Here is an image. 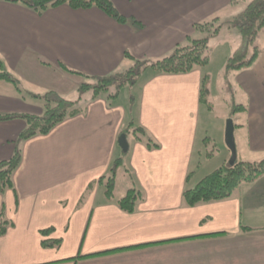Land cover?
<instances>
[{
	"label": "crops",
	"instance_id": "obj_1",
	"mask_svg": "<svg viewBox=\"0 0 264 264\" xmlns=\"http://www.w3.org/2000/svg\"><path fill=\"white\" fill-rule=\"evenodd\" d=\"M110 1L127 24L96 8L65 5L38 15L0 1V59L23 92L55 91L64 98L83 78L60 64L105 77L131 67L126 52L136 60H161L188 39L201 40L196 24L227 22L231 13L223 17V12L237 5V0ZM260 43L261 57L235 76L248 97L241 131L250 153H264V33ZM204 68L184 75L149 74L132 112L101 95L90 97L83 113L23 143L14 188L0 194V220L9 224L0 235V264H241L240 246L249 249L252 237L264 241V176L225 201L193 208L182 202L185 189L201 178L196 179V168ZM42 112L40 103L23 99L15 85L0 81V114ZM130 117L158 148L130 136L129 152L123 153L118 139ZM25 129L19 119L0 123V162L14 155ZM120 158L142 195L133 214L117 206L128 181L110 203L99 184ZM120 175L126 179L119 172L116 188ZM48 240H62V245L43 248ZM248 258L264 264V253L252 250L243 262Z\"/></svg>",
	"mask_w": 264,
	"mask_h": 264
},
{
	"label": "trees",
	"instance_id": "obj_2",
	"mask_svg": "<svg viewBox=\"0 0 264 264\" xmlns=\"http://www.w3.org/2000/svg\"><path fill=\"white\" fill-rule=\"evenodd\" d=\"M7 3L21 5L38 15H43L51 9L61 6H68L74 10H89L96 8L120 24H127L128 20L122 16L110 0H0ZM135 24L140 25L137 22ZM229 23L239 29L241 45L234 52L228 61L227 70L229 72H239L251 68L263 54L260 39L264 33V0H252L244 9L241 15L234 18ZM219 24V25H217ZM217 25V27H216ZM141 26V25H140ZM219 19L211 22L195 25L196 31L208 33V36H215L221 29ZM208 39L190 40L185 46H178L173 53L156 62L149 60H136L130 53H125V58L134 62L128 70L118 72L105 77H89L81 73L68 69L63 64L60 67L71 74L82 77L83 83L79 86V93L93 91L94 99L108 92L112 87L116 89V95L120 94L122 88L135 85L139 78L146 71H152L158 75H184L196 69L206 67L209 63ZM250 50L252 51L249 56ZM0 81L15 85L20 94H24L20 89L19 80L7 71L4 62L0 59ZM210 77L205 75L202 79L200 102L201 105L211 109L209 96ZM29 94L25 93L22 98L27 99ZM30 96V95H29ZM116 96V97H117ZM43 100V112L41 115L32 114H0V123L13 120H23L26 129L19 135L16 142L14 155L7 161L0 162V194L14 188V175L22 162L23 143L40 136H46L57 126L67 119L73 118L84 112V108H75L77 102L64 99L59 93L49 91L43 96H30ZM81 97V96H80ZM110 97H114L110 96ZM81 98H79V101ZM246 108L235 105L233 114L243 113ZM132 112V111H131ZM236 127V126H235ZM127 138L134 137L136 141H143L149 149L159 147L141 127H136L130 117V123L122 130ZM19 143V144H18ZM18 144V145H17ZM18 147V148H17ZM119 172H123L129 183L126 194L117 202V206L125 213L133 214L136 211L139 201L142 200L140 191L136 188L135 178L132 172L124 166L123 159L113 162L107 176L101 178L99 184L105 188V198L108 203L115 201L117 178ZM264 176V160L254 163L239 162L233 165H223L210 174L206 175L196 185L185 189L182 202L183 206L193 208L198 205L220 202L230 199L235 191L243 184L253 183ZM188 176L187 182L190 181ZM92 186L89 187V190ZM4 210L1 212V217ZM7 222L0 220V235H5ZM53 230L42 232L46 236ZM62 245V240L42 241L43 248L57 249Z\"/></svg>",
	"mask_w": 264,
	"mask_h": 264
},
{
	"label": "rangeland",
	"instance_id": "obj_3",
	"mask_svg": "<svg viewBox=\"0 0 264 264\" xmlns=\"http://www.w3.org/2000/svg\"><path fill=\"white\" fill-rule=\"evenodd\" d=\"M250 1L251 0H237V5L232 7L229 11H224L223 17L224 14L231 13L229 21H233L235 17L242 13V11L245 9L248 3H250ZM211 21L212 20L208 22ZM219 21L220 24H222V27L215 36L209 37L208 33L202 31H198V35L196 36L201 39H208V55L210 63L203 70L205 74L210 77L209 100L212 104L211 109H209L208 106L204 105L203 110L201 111L199 140L197 142L199 150L198 155L200 156L197 160V165H199V167L196 168V179H199L201 177L200 180L209 173L213 172L215 169H218L219 167L225 165L226 163L230 164V158L227 157L230 156L229 153L231 154V151L228 148L225 139L226 126L230 119H232L234 124L236 125V129L234 132L236 163H239L242 160L243 162L247 163H254L264 160V153H250L247 151V148L245 146V138H242L241 131L242 125L245 124V121L247 120V118L243 116L244 112L235 115L232 113L235 105H241L244 107L248 105V97L246 93L235 81V76L238 74V72H229L227 70L229 59L241 45L239 29L235 25L229 23V21ZM248 55L250 56L251 53H249ZM129 63L131 64L130 66L134 65L133 61H130ZM149 74L151 75L153 74V72L150 70L144 72L135 85L122 88L118 96L116 95L115 87H112L108 92L103 93L101 96L107 98L109 101H111V103L125 105L126 107H129L128 110L131 111L132 109H134L133 106L135 107V104L138 101V96L141 91L140 89L143 82L150 78ZM79 82L80 83L75 84L72 89L69 87L70 90H68L64 96V99L77 102L75 108L83 107L87 100L90 99V97L94 96L93 91L80 94L79 86L83 83V81L79 80ZM33 88V86L28 85L26 89ZM26 91H29L31 93H39L37 91L41 90ZM26 91L24 92L29 94ZM31 93L29 94L30 96H35V94ZM42 93L45 94V92ZM111 94H115L114 97L110 98ZM29 95L26 96L33 102V104L38 105V103H40V105L43 107V100H38L34 97H30ZM79 98L82 99L79 101ZM244 148H246V151H244ZM126 179L122 175H120L118 179V187L116 188L117 194H120L119 188H125L127 186ZM197 183L198 182H194L192 186L196 185ZM253 238L254 237H252L249 244V249H245L247 248V246H240L241 255L243 253V259L247 258L252 250L258 253H264V244H262L264 243V241L261 243L260 240L255 241V239ZM243 259H241V264H253L252 262H249V258L246 263L243 262ZM259 261H263V258ZM138 264H145V262L139 260Z\"/></svg>",
	"mask_w": 264,
	"mask_h": 264
},
{
	"label": "water",
	"instance_id": "obj_4",
	"mask_svg": "<svg viewBox=\"0 0 264 264\" xmlns=\"http://www.w3.org/2000/svg\"><path fill=\"white\" fill-rule=\"evenodd\" d=\"M234 131H235V125L232 119H230L226 126V132H225V139L226 144L228 145V148L231 150L233 154V161L230 163V165L235 164V142H234ZM118 144L120 148L122 149L123 153H127L129 151V143L127 140V136L125 134H121V136L118 139Z\"/></svg>",
	"mask_w": 264,
	"mask_h": 264
}]
</instances>
